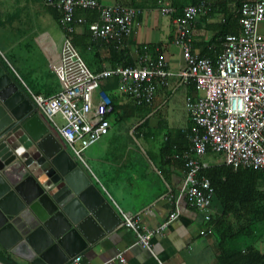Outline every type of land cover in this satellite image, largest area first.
<instances>
[{"label": "crops", "instance_id": "1", "mask_svg": "<svg viewBox=\"0 0 264 264\" xmlns=\"http://www.w3.org/2000/svg\"><path fill=\"white\" fill-rule=\"evenodd\" d=\"M105 5L121 4L142 10L135 22L124 49L114 48L104 40H96L88 25L97 20L94 10L76 9L75 16L84 18L75 24L74 44L93 73L122 66L115 61V51H125L133 66L144 57L156 60L162 55L166 68L176 73L185 66L181 49L174 45L173 17L162 15L158 1L182 8L196 0H99ZM228 0H214L207 15H198L192 29V49L195 53L216 59L222 50L219 29L233 13ZM230 34L240 32L238 20ZM63 31L59 13L44 6L40 0H0V66L32 101L31 94L49 97L61 89L60 47ZM220 42V43H219ZM149 48H155L152 53ZM5 65L8 69L3 66ZM94 86L96 102L101 93L110 100L114 112L108 115V133L85 149L80 160L69 153L118 215L113 229L92 245L79 252L90 264H216L218 245L207 230L203 214L189 207L184 199L179 202L180 213L162 235L151 238V251L136 244L132 231L123 225L121 212L139 219L144 228H154L172 212V200L184 177V165L176 158L187 149V134L192 127L185 109L187 97L196 96L193 83L178 85L171 76L167 85L157 89L150 105L137 106L118 89V78L110 76ZM50 129V125L43 120ZM167 143L173 151L174 162L164 164L161 149ZM179 160V161H178ZM217 165L219 157L208 153L204 159ZM210 213L213 218L222 214V206L213 197ZM202 232H205L202 234ZM245 244L264 254V220ZM19 264H30L0 247ZM122 257V260L119 257Z\"/></svg>", "mask_w": 264, "mask_h": 264}, {"label": "built area", "instance_id": "2", "mask_svg": "<svg viewBox=\"0 0 264 264\" xmlns=\"http://www.w3.org/2000/svg\"><path fill=\"white\" fill-rule=\"evenodd\" d=\"M40 1L59 13L63 31L59 54L61 89L49 97L31 94L34 112L50 125L62 147L80 160L85 149L108 133V115L113 111L104 93L94 101L95 83L116 76L119 91L137 106L152 104L157 89L166 86L171 76L178 78V85L194 84L196 96L185 101L192 127L187 134V149L176 156L183 161L184 177L178 196L172 200V212L154 228H144L137 217L128 213L121 212V218L135 235L136 244L149 251L151 238L162 235L178 218L182 199L203 214L207 230L211 231L214 189L209 179L199 175L211 166L204 160L207 154L217 155L218 164L234 170L252 168L264 172V0H228L238 17L240 32L224 37L216 59L192 49L193 24L198 15L211 11L214 0H196L180 9L158 1L159 12L173 17L172 42L181 49L185 61L184 68L176 73L166 68L162 55L154 61L145 56L135 66H115L93 73L79 54L72 34L75 24L85 20L75 16L76 9L96 11L97 20L88 25L92 37L122 50L142 12L140 8L105 5L99 0ZM63 264L90 263L76 254Z\"/></svg>", "mask_w": 264, "mask_h": 264}, {"label": "water", "instance_id": "3", "mask_svg": "<svg viewBox=\"0 0 264 264\" xmlns=\"http://www.w3.org/2000/svg\"><path fill=\"white\" fill-rule=\"evenodd\" d=\"M32 106L0 66V247L63 264L120 219Z\"/></svg>", "mask_w": 264, "mask_h": 264}, {"label": "trees", "instance_id": "4", "mask_svg": "<svg viewBox=\"0 0 264 264\" xmlns=\"http://www.w3.org/2000/svg\"><path fill=\"white\" fill-rule=\"evenodd\" d=\"M233 15L234 18H226L220 26L221 41L230 34V28L235 24L234 21L238 20L237 15ZM237 33L238 30L235 31V34ZM149 50L155 53V48ZM114 54L117 63H120L119 59H123L125 63L122 66H133L127 61V52L115 51ZM3 66L8 71L7 67ZM115 66L117 65L113 67ZM114 111L113 108L112 112ZM181 152L182 150L173 151L172 147L165 143L161 149L164 164L170 166L176 160L174 154ZM199 175L209 179L214 189V196L222 206L221 216L212 221V233L217 240L219 250L216 264H264V254L245 244V238L254 233L264 220V172L252 168L234 170L230 166L217 164L202 169ZM0 263L19 264L3 250H0Z\"/></svg>", "mask_w": 264, "mask_h": 264}, {"label": "rangeland", "instance_id": "5", "mask_svg": "<svg viewBox=\"0 0 264 264\" xmlns=\"http://www.w3.org/2000/svg\"><path fill=\"white\" fill-rule=\"evenodd\" d=\"M95 84H96V83H95ZM95 84H94V86L96 87V91H99V90H100V89H99V86H96ZM263 185H264V183H263Z\"/></svg>", "mask_w": 264, "mask_h": 264}]
</instances>
